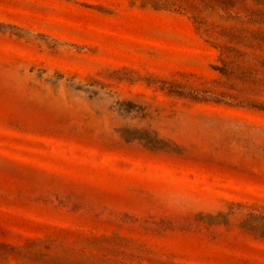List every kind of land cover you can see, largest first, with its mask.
<instances>
[{
	"label": "rangeland",
	"instance_id": "rangeland-1",
	"mask_svg": "<svg viewBox=\"0 0 264 264\" xmlns=\"http://www.w3.org/2000/svg\"><path fill=\"white\" fill-rule=\"evenodd\" d=\"M0 264H264V0H0Z\"/></svg>",
	"mask_w": 264,
	"mask_h": 264
}]
</instances>
